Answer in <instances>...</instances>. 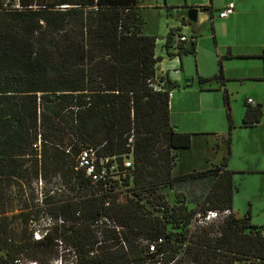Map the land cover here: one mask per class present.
<instances>
[{
    "label": "trees",
    "instance_id": "1",
    "mask_svg": "<svg viewBox=\"0 0 264 264\" xmlns=\"http://www.w3.org/2000/svg\"><path fill=\"white\" fill-rule=\"evenodd\" d=\"M12 1L0 0V264H54L59 246L74 253L70 264H264V226L234 212L227 157L173 176V151L189 149L192 137L171 128L173 85L157 82L156 37L143 34L137 0ZM186 44L177 54L195 53L194 39ZM213 78L222 70L200 82ZM262 117V105L246 102L243 127ZM85 147L96 150L98 170L127 172L124 198L107 174L93 184L77 169ZM40 178L43 206L37 193L26 205L25 186ZM205 178L193 205L183 193L175 204L159 193ZM54 181L66 191L49 195ZM208 212L219 218L204 220ZM40 219L48 226L36 239Z\"/></svg>",
    "mask_w": 264,
    "mask_h": 264
},
{
    "label": "crops",
    "instance_id": "2",
    "mask_svg": "<svg viewBox=\"0 0 264 264\" xmlns=\"http://www.w3.org/2000/svg\"><path fill=\"white\" fill-rule=\"evenodd\" d=\"M232 2L235 3L234 13L226 19H220L219 12ZM188 8L200 10L197 23L183 20ZM151 11L159 18L152 23V26L149 25L148 20ZM137 13L143 20V34L156 37L158 41L156 54L160 62L157 65V82L164 83L168 80L173 85L170 93L171 128L174 132L190 133L192 137V146L189 149L173 152L191 151L195 147V139L199 138L202 144L212 143V149L217 152L226 148L228 154L231 153L233 145L230 133L226 128H214L215 125L221 124L213 117V110H219L218 107L226 108L227 115L226 94L234 124L233 129L237 120L231 104L233 93L246 95L244 113L248 99H252L254 105H262L261 121L253 127L242 126V128L255 129L263 126L264 0H137ZM172 34L186 35L189 40L193 38L196 43L195 53L169 55L171 50H167L164 44ZM185 46L187 44L183 45ZM220 70L223 78L200 82V79L216 76ZM235 83H239L242 87L247 86V89L231 90V85ZM207 112L211 114L208 115ZM196 124L201 127L200 131L195 129ZM217 145L218 149H216ZM212 167L214 166L210 168ZM176 168L177 166L173 170L174 177L182 175L176 173ZM227 169L236 172L233 179L237 173H264V168H233L230 166V157H227ZM234 185L237 187L235 197L239 191L235 180ZM203 189L205 186L199 190L196 202L205 194ZM182 193L188 200V194L185 191ZM193 204L194 202L190 205Z\"/></svg>",
    "mask_w": 264,
    "mask_h": 264
},
{
    "label": "rangeland",
    "instance_id": "3",
    "mask_svg": "<svg viewBox=\"0 0 264 264\" xmlns=\"http://www.w3.org/2000/svg\"><path fill=\"white\" fill-rule=\"evenodd\" d=\"M12 4L14 5L17 3L13 0ZM148 20L149 25L152 26V23L158 21L159 18L151 11L149 12ZM246 87L247 86H239V83H235L231 85V90H244L247 89ZM249 92L251 91L249 90ZM245 97L246 95L242 96V93H233L231 104L233 105L235 120H237L235 128L231 131L229 130L228 119L226 117V108L222 109L221 107H218L220 108V111L216 109L213 110L214 119L220 121L221 124V127L219 125H215L214 128H226L228 133H230L233 145L231 153L228 154V150L226 148L217 152L215 149H212V143L202 144V140L196 138L195 147L191 151L185 152V150H183L181 152H177V161H179L177 162L176 173L186 174L194 170H206L212 165L215 166L220 164L224 157H230V166H233V168H264V124L261 128H242ZM207 114L209 115L211 113L207 112ZM195 129L200 131L201 127L196 124ZM126 173L127 172H121L116 168L113 169V167L107 170L108 179L117 183L118 190L122 191V198L129 193L127 190L128 188L124 184ZM234 180L239 191L235 194L233 200V210L238 214V216H250L251 222L256 225H264V173H237V175L234 176ZM207 184L208 180L206 178L186 180L184 182L177 183L174 188L169 186L161 187L159 189V193L164 194L166 200L170 204H175L177 194L185 191L188 194V204H191L197 201L199 190L204 188ZM25 187L26 190L25 193H23V196L26 199L25 204L29 205L34 201L33 199L36 196L37 187L35 184H32L30 187ZM51 187H54V185H47V189ZM29 189L32 190L33 194ZM203 190L206 192V188ZM142 202L147 208L152 209L153 206L151 204L150 197L146 195ZM14 211L17 212L16 209ZM217 218L219 217H212L208 221L216 220ZM46 226H48V222L40 219L38 223L32 225V228L37 233L42 231V229ZM72 261H74V253L66 249L64 250L63 246H59L58 253L55 255L53 263L70 264ZM17 264L34 263L30 262L26 258H22Z\"/></svg>",
    "mask_w": 264,
    "mask_h": 264
},
{
    "label": "built area",
    "instance_id": "4",
    "mask_svg": "<svg viewBox=\"0 0 264 264\" xmlns=\"http://www.w3.org/2000/svg\"><path fill=\"white\" fill-rule=\"evenodd\" d=\"M235 11V3H229L227 5V7H225L223 10H221L219 12V18L220 19H226L229 16H231ZM184 27V26H182ZM178 34V33H177ZM170 40H171V47L170 48H166L167 50L170 49L172 51V53L177 54L178 53V46L180 44L186 43L188 42V38L186 37V35L183 34H179V35H174L172 34V36L170 35ZM169 38H167L166 42H165V47L167 46V41ZM156 45L158 46V41L156 40ZM174 55V54H173ZM174 56H178L174 55ZM156 89L161 90V87H156ZM249 104H253V100L252 99H248L247 101ZM41 144V139L39 138L37 145L39 146ZM36 146V145H35ZM97 154H96V150L93 147H85L83 148L78 157H77V169L83 170L86 177L91 179V182L93 184L99 183L101 181H105V175L107 174V169L105 166L102 167L101 170H98L97 167ZM101 164L103 165V162H101ZM116 166L113 167V169ZM125 167L126 168H132V160L128 159L125 162ZM56 182L55 187L52 188L49 192V195H54L57 192L61 193V192H65L66 191V187H64V185L62 184L61 181H54ZM106 186H109L108 184H106ZM36 187H37V194H38V198H39V203L42 205L44 202V196H43V188L45 187V183L44 181L40 178L37 183H36ZM43 206V205H42ZM16 212V211H15ZM212 217H218V213L217 212H208L206 218H204V220H209ZM51 221V219H49V222ZM199 224H203L204 221L202 218L199 219L198 221ZM263 235H264V228L262 231ZM41 237L40 233H36L35 238L39 239Z\"/></svg>",
    "mask_w": 264,
    "mask_h": 264
},
{
    "label": "water",
    "instance_id": "5",
    "mask_svg": "<svg viewBox=\"0 0 264 264\" xmlns=\"http://www.w3.org/2000/svg\"><path fill=\"white\" fill-rule=\"evenodd\" d=\"M200 10L198 8H188L186 10V16L184 17V21L187 20L193 24L198 22Z\"/></svg>",
    "mask_w": 264,
    "mask_h": 264
}]
</instances>
